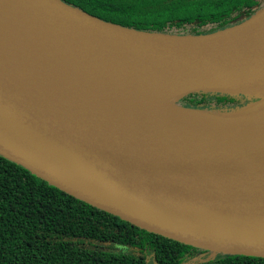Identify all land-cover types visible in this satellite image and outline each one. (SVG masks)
<instances>
[{
  "label": "water",
  "instance_id": "95a60500",
  "mask_svg": "<svg viewBox=\"0 0 264 264\" xmlns=\"http://www.w3.org/2000/svg\"><path fill=\"white\" fill-rule=\"evenodd\" d=\"M41 1L75 11L72 20L78 31L93 37L94 44L142 64L193 73L159 99L175 107L224 118L246 107L214 113L175 103L195 91L253 94L258 97L255 102L264 97V92L213 87L221 80L264 74V62L244 48L252 42L250 38L193 48L151 40V36L212 35L237 27L264 6L242 22L210 33L165 34L122 26L63 0ZM0 154L69 195L147 232L211 256L264 261V199L189 173L177 163L156 159L119 141L2 63Z\"/></svg>",
  "mask_w": 264,
  "mask_h": 264
},
{
  "label": "bare ground",
  "instance_id": "6f19581e",
  "mask_svg": "<svg viewBox=\"0 0 264 264\" xmlns=\"http://www.w3.org/2000/svg\"><path fill=\"white\" fill-rule=\"evenodd\" d=\"M76 12L41 0H0V63L32 87L139 151L264 199V97L225 120L159 105L193 73L132 61L79 32ZM248 37L264 62V8L208 36L151 40L193 48ZM223 90L264 92V74L225 79Z\"/></svg>",
  "mask_w": 264,
  "mask_h": 264
},
{
  "label": "trees",
  "instance_id": "16d2710c",
  "mask_svg": "<svg viewBox=\"0 0 264 264\" xmlns=\"http://www.w3.org/2000/svg\"><path fill=\"white\" fill-rule=\"evenodd\" d=\"M63 1L125 27L165 34L210 33L264 6V0ZM256 100L247 93L195 91L175 104L216 113ZM196 252L89 205L0 154V264H147L148 256L153 264H178ZM195 264L264 261L211 256Z\"/></svg>",
  "mask_w": 264,
  "mask_h": 264
},
{
  "label": "rangeland",
  "instance_id": "374dc122",
  "mask_svg": "<svg viewBox=\"0 0 264 264\" xmlns=\"http://www.w3.org/2000/svg\"><path fill=\"white\" fill-rule=\"evenodd\" d=\"M155 102H157L159 105H162V106H166V108H173V104H171L169 101H162V100H159V99H156L155 98L153 99ZM209 115V114H207ZM218 115V114H217ZM230 115L232 114H228L226 117H222L221 115H218V116H213L214 120H225L227 117H229ZM110 250H113V251H122V250H116L114 249L113 247L109 248ZM211 255L209 254H206V253H201V252H196V253H192L191 255H186L183 260L181 262H179L178 264H195V263H198V262H201V261H204V260H207V259H210ZM147 264H153L152 263V259H150V256L147 257Z\"/></svg>",
  "mask_w": 264,
  "mask_h": 264
},
{
  "label": "flooded vegetation",
  "instance_id": "af4514ba",
  "mask_svg": "<svg viewBox=\"0 0 264 264\" xmlns=\"http://www.w3.org/2000/svg\"><path fill=\"white\" fill-rule=\"evenodd\" d=\"M148 260V259H147ZM147 262V261H146Z\"/></svg>",
  "mask_w": 264,
  "mask_h": 264
}]
</instances>
